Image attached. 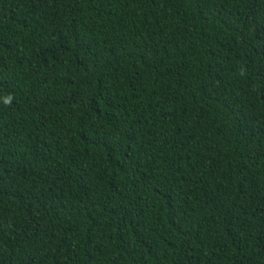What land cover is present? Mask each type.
I'll return each instance as SVG.
<instances>
[{"label":"trees","instance_id":"trees-1","mask_svg":"<svg viewBox=\"0 0 264 264\" xmlns=\"http://www.w3.org/2000/svg\"><path fill=\"white\" fill-rule=\"evenodd\" d=\"M0 264H264V0H0Z\"/></svg>","mask_w":264,"mask_h":264}]
</instances>
